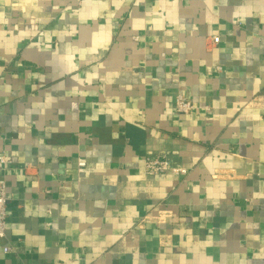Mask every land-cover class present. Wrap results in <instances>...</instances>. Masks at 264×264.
Listing matches in <instances>:
<instances>
[{
	"label": "crops",
	"instance_id": "crops-1",
	"mask_svg": "<svg viewBox=\"0 0 264 264\" xmlns=\"http://www.w3.org/2000/svg\"><path fill=\"white\" fill-rule=\"evenodd\" d=\"M1 157L0 264H264V0H0Z\"/></svg>",
	"mask_w": 264,
	"mask_h": 264
},
{
	"label": "built area",
	"instance_id": "built-area-1",
	"mask_svg": "<svg viewBox=\"0 0 264 264\" xmlns=\"http://www.w3.org/2000/svg\"><path fill=\"white\" fill-rule=\"evenodd\" d=\"M215 43H219V38L214 39ZM194 105L184 98L183 96H178L176 99V111L178 114H187L194 110ZM0 163H6L4 157L0 158ZM80 167H84L85 164H79ZM147 173L149 176H159L167 173H173L180 176H186L187 170L182 167L173 166L170 160L166 157L164 158H149L147 160ZM10 201L8 195L7 185L5 183H0V239H3L6 235L7 227V207ZM12 249L5 248L4 253H10Z\"/></svg>",
	"mask_w": 264,
	"mask_h": 264
}]
</instances>
